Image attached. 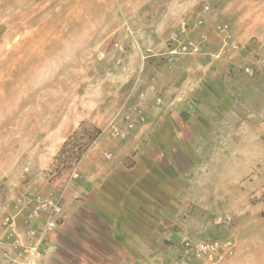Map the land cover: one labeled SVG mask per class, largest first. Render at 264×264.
Here are the masks:
<instances>
[{"label":"rangeland","instance_id":"obj_1","mask_svg":"<svg viewBox=\"0 0 264 264\" xmlns=\"http://www.w3.org/2000/svg\"><path fill=\"white\" fill-rule=\"evenodd\" d=\"M193 64L205 65L195 75L206 77V111L216 126L226 123V135L192 137L182 127L172 151L158 137L160 159L176 162L180 181L195 180L189 208L200 213L192 227L205 218L210 231L187 233L228 238L224 227L264 214V194L246 193L264 178V0H0V264H37L43 255L58 263V251L47 254L60 227L40 244L30 238L25 199L88 184L80 162L99 138H119L111 121L120 113L115 124L128 131L125 139L152 130L170 83ZM180 115L182 122L187 112ZM208 180L211 193L203 189ZM21 207L10 236L5 220ZM43 222L35 220L38 231Z\"/></svg>","mask_w":264,"mask_h":264},{"label":"crops","instance_id":"obj_2","mask_svg":"<svg viewBox=\"0 0 264 264\" xmlns=\"http://www.w3.org/2000/svg\"><path fill=\"white\" fill-rule=\"evenodd\" d=\"M201 70L205 72L204 64H193L187 67L185 79L172 80L167 107L159 112L152 130L141 129L125 140L99 138L84 153L80 169L89 182L65 196L64 220L52 236L47 254L58 251L59 261L55 264H180L182 240L187 236L203 239L197 235L210 231L205 218L202 227H192L200 213L198 208H189L193 201V186H189L195 180L186 177V181H180L172 171L176 162L160 159L162 147L158 143L162 136L165 151H172L184 133L182 127L192 137L226 135V123L216 126L206 111V77L195 75ZM184 111L186 118L179 122ZM162 123L168 124V131L158 128ZM191 148L200 151L205 147L193 143ZM191 162L196 165L195 160ZM221 181L224 179L219 177ZM203 184V189L211 193L209 186L206 188L210 181ZM246 193L264 194V178L258 176L251 181ZM224 196L219 190L217 197ZM257 220L224 227L226 237L236 239L237 251L218 264H264V214L260 213ZM189 230L197 235L187 233ZM44 257L37 264H47ZM190 264L205 263L191 259Z\"/></svg>","mask_w":264,"mask_h":264},{"label":"built area","instance_id":"obj_3","mask_svg":"<svg viewBox=\"0 0 264 264\" xmlns=\"http://www.w3.org/2000/svg\"><path fill=\"white\" fill-rule=\"evenodd\" d=\"M219 30L224 34L225 38L231 37L228 24L220 25ZM191 44V49L193 52L200 51V46L198 44ZM187 48L188 47L186 46L185 49ZM101 55L104 56L103 53ZM134 112L136 114L137 121H145L146 118L141 109H138L136 107L134 109ZM117 116L111 121L109 126H111L112 133L115 137L125 139L127 137L128 131L126 132L125 130L117 126V124H115V119L117 118ZM124 119L127 123L128 129H133L135 123L131 119V115H126ZM79 177L80 173L78 172V169L75 168L72 171L71 178L78 179ZM64 199L65 191L51 192L47 196H42L40 194L34 193L32 197H30L29 199H25L27 205L31 204V209L27 214L29 236L32 239H37L38 244L42 243L46 235L59 228L62 224ZM23 209L24 207L19 208V210L15 214L9 215L5 220V231L9 233L10 236H14L15 234L17 218ZM38 217H43L44 219V222L41 226V231H38L34 224L35 220ZM182 246L183 260L180 264H190L191 259L202 261L205 264H218L222 260L228 257H232L236 253L237 241L233 237L202 239L187 236L182 240Z\"/></svg>","mask_w":264,"mask_h":264}]
</instances>
